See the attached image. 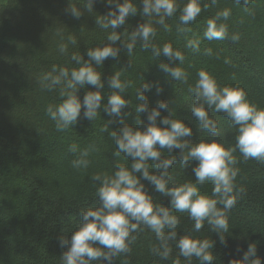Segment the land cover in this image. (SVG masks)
<instances>
[{
  "label": "trees",
  "instance_id": "obj_1",
  "mask_svg": "<svg viewBox=\"0 0 264 264\" xmlns=\"http://www.w3.org/2000/svg\"><path fill=\"white\" fill-rule=\"evenodd\" d=\"M85 0H0V264H60V256L66 248L60 246L61 238L70 239L81 222V211L98 204L96 190L99 182L91 177L97 173L111 175L117 165L130 166L131 160L117 151L115 141L109 135L111 130L118 131L122 125L119 118L109 117L103 107L93 121L83 118L73 127L57 131L55 122L47 115L49 105L61 102L60 86L49 91L41 84L44 73L50 72L53 65L78 67L71 61L73 53L83 54L88 48L107 43L111 29L103 30L95 20L98 15L109 9L105 0H96L93 12L84 8ZM123 2V0H120ZM142 8L141 0H134ZM180 8L187 0H177ZM207 4V8L203 5ZM69 5L77 6L83 13L79 19L67 10ZM202 12L196 21L190 24V32L177 31L180 10L170 19H166L168 29L155 25L157 36L153 43L162 46L171 43L174 49L182 50L186 59L182 65L188 73L187 83L175 81L164 73L158 65L167 63L163 56L153 57L151 49L144 50L138 43L132 54L121 48L117 59L109 58L98 69L103 73L105 87L102 89V105L112 93L106 83L107 78L117 71L122 72L121 79L131 81V87L125 94L130 106L122 110L129 113L125 123L136 127V119L147 123L146 114L135 113L140 101L136 99L137 89L150 82L162 88L157 94L156 87L146 93L150 107L160 100L169 102L168 110H162V116L171 112L172 118L190 123L193 128V143L200 140H218L228 146H235L236 127L224 113L209 110L211 118L218 123L216 135L199 129L198 122L191 116V107L195 97L189 91L198 79L201 69L212 74L221 86H239L247 93L251 103L264 108V0H249L245 7L235 0H201ZM230 9L231 15L226 21L229 37L239 34V40H206L203 32L207 20L223 9ZM143 19L138 14L127 20L118 32L127 40L128 34ZM71 39L76 43L72 44ZM199 38L200 51L186 48L189 39ZM61 44L67 46V52L61 53ZM211 49L206 55L205 50ZM87 59V57H84ZM92 86L80 89L81 100L86 91H95ZM83 113V109H82ZM109 132L102 129L106 121ZM140 125L141 127L143 126ZM75 151H71L72 146ZM87 151L86 168L73 167L72 161L79 159ZM179 150L169 154L162 150L161 159L171 158ZM235 167L239 173L234 183L246 190L229 214V232L225 233L227 247L219 243V238L206 222L198 238L217 241L213 249L216 255L214 264H228L230 259L242 258L248 243H257V254L264 258V162L254 159L245 161L239 151ZM150 165L152 161L148 162ZM196 161L186 168L179 162L169 170L170 186L187 181L195 183L192 168ZM150 172L157 170L150 167ZM147 185V181H144ZM213 185L206 181L200 187L201 194L211 195ZM151 191L152 186L148 185ZM154 203L168 207L167 197L151 191ZM181 219L177 228L178 237L187 234L194 225L187 213L174 212ZM132 235L135 240L130 251L115 258L113 264H173L178 249L171 242L172 254L168 260H161L152 254L151 249L158 246L155 234L146 226ZM242 251L236 252L237 247ZM181 264H186L180 257ZM192 264H199L193 258Z\"/></svg>",
  "mask_w": 264,
  "mask_h": 264
},
{
  "label": "clouds",
  "instance_id": "obj_2",
  "mask_svg": "<svg viewBox=\"0 0 264 264\" xmlns=\"http://www.w3.org/2000/svg\"><path fill=\"white\" fill-rule=\"evenodd\" d=\"M108 11L98 15L95 23L103 30L111 29L107 35V43L95 48H88L83 54L73 53L71 61L78 67L69 70L67 67L52 66L50 72L44 73L41 84L51 91L60 86L61 102L49 105L47 115L55 122L57 131H64L78 123L81 114L84 119L93 121L100 109L109 117L119 118L122 127L118 131L111 130L109 125L114 120L106 121L102 129L109 132L115 141V155L121 153L132 162L130 166L119 164L113 174L97 173L91 177L99 182L96 190L98 204L81 211V222L72 232L70 239L61 238L60 246L66 251L60 256V264H113L116 257L130 251V245L135 240L133 233L143 230L146 226L154 234L158 246L151 249L153 255L161 260H168L172 254L171 242H175L178 249L173 264H181L180 257L186 264H192L193 258L199 264H214L216 255L213 249L217 241L201 239L194 235L199 233L205 222L211 226L219 238V243L227 247L224 235L229 232V214L238 200L246 194L243 187H237L234 181L239 173L235 167L237 158L234 153L239 151L245 161L254 159L264 162V108H259L247 98L245 90L239 86H221L215 77L206 70L197 72L198 79L189 91L195 97L191 107V116L199 125V129L216 135L218 123L209 115V110L224 113L236 127L235 146L226 147L224 143L210 139L193 143V128L190 123L179 118H172L171 112L162 116V110H168L169 102L160 100L155 107H150L146 93L156 87L159 94L162 88L150 82H144L136 91V99L140 101L134 109L135 113L146 114L147 123L136 119V127L125 123L124 117L129 113L122 110L130 106L125 94L131 81L122 80V72L117 71L107 78V85L112 93L107 98V104L102 105V89L105 87L103 73L98 71L109 58L117 59L121 48L132 54L137 44L144 50L151 49L153 57L163 56L168 61L160 63L158 67L175 81L187 83L188 73L182 67L186 59L182 50L174 49L172 44L164 43L158 46L153 43L157 36L155 25L168 29L166 19L172 18L178 10L179 23L177 31L190 32V24L202 12L201 0H187L182 9L177 0H141L142 8L134 0H105ZM215 4L217 0H211ZM96 0H85L83 6L87 12H93ZM236 4L243 3L245 7L249 0H235ZM208 5L204 4L203 8ZM70 14L79 19L81 10L75 5H69ZM143 19L131 31L127 40L122 39V28L127 20L137 15ZM231 15L230 9H223L207 20L203 38L209 41L230 38L232 42L239 40V34L233 33L229 37L226 21ZM75 44V39H71ZM200 39L193 38L186 42L185 47L193 52L200 51ZM59 51L67 52V46L61 44ZM206 55L211 49L205 50ZM87 57L85 59L84 57ZM86 86H92L95 91H86L81 100L78 92ZM83 109V113H82ZM143 126L141 127L140 125ZM169 154L179 150L171 158L161 159L162 150ZM71 151L76 150L73 145ZM88 152L81 153L80 158L73 160L76 168H86L89 161ZM152 161L150 165L148 162ZM196 161L192 168L195 183L187 181L176 186H170V169L179 162L186 168ZM150 167L157 171L150 172ZM147 181V185L144 183ZM210 181L213 185L211 195H204L200 187ZM151 191L161 194L168 199V207L154 203ZM187 213L194 221L193 228L178 237L177 228L181 223L180 217L173 214ZM242 249L238 246L237 253ZM228 264H264V258L257 254V243H248L242 258L230 259Z\"/></svg>",
  "mask_w": 264,
  "mask_h": 264
}]
</instances>
